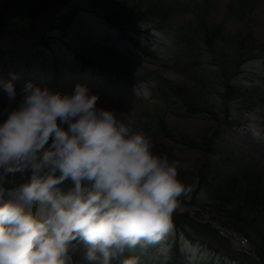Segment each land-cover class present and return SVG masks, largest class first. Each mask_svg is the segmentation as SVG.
I'll use <instances>...</instances> for the list:
<instances>
[{
    "label": "rangeland",
    "instance_id": "rangeland-1",
    "mask_svg": "<svg viewBox=\"0 0 264 264\" xmlns=\"http://www.w3.org/2000/svg\"><path fill=\"white\" fill-rule=\"evenodd\" d=\"M53 1L50 10L38 21L26 22L24 30L5 29L0 35L24 36L63 2L36 40L8 45L0 41V85L14 84L17 97L12 106L28 83L61 94H71L78 84L86 86L89 94L98 95V108L115 112L122 121L131 119L151 137L153 151L169 153L194 175L193 182L184 183L191 191L182 196L185 202L179 204L186 209L178 214H188L205 225L207 218L228 214L250 248L232 236L229 239L189 223L177 228L173 221L172 233L160 244L137 246L112 264L124 259L136 264H203L212 256L215 264H250L248 257L259 260V247L264 248V213L235 217V204L220 198L216 183L201 184L198 175L206 166L211 171L208 179L236 176L241 169L264 175V0ZM238 38L247 39L243 43L257 50L241 65L230 66V75L228 64L225 68L220 63L232 64L234 49L229 42ZM80 56L89 59L85 70L80 68ZM187 64L207 72L206 89L191 88V74L182 68ZM229 77L232 81L226 89ZM171 85L187 87L192 100L209 103L214 112L169 106L166 95ZM0 100L8 104L2 92ZM159 117L169 130L190 137L199 146L157 132ZM79 245L75 253L69 250L66 264H87L85 249Z\"/></svg>",
    "mask_w": 264,
    "mask_h": 264
},
{
    "label": "clouds",
    "instance_id": "clouds-1",
    "mask_svg": "<svg viewBox=\"0 0 264 264\" xmlns=\"http://www.w3.org/2000/svg\"><path fill=\"white\" fill-rule=\"evenodd\" d=\"M0 92L9 105L0 111V181L30 174L15 188L0 182V264H66L74 242L87 264H112L172 233L191 191L178 178L183 165L154 154L131 119L98 108L79 84L61 94L28 83L15 106L11 81Z\"/></svg>",
    "mask_w": 264,
    "mask_h": 264
},
{
    "label": "trees",
    "instance_id": "trees-1",
    "mask_svg": "<svg viewBox=\"0 0 264 264\" xmlns=\"http://www.w3.org/2000/svg\"><path fill=\"white\" fill-rule=\"evenodd\" d=\"M54 4L53 0H2L0 2V34L3 33V31L6 29H9V31H22L26 27L24 24L29 21H36L38 20L42 15H44L46 12L49 11L50 7ZM9 18V20H8ZM71 19L73 18L72 16L70 17ZM204 28H207L206 26ZM5 30V31H6ZM216 34H219L218 31H216ZM243 38H238V39H230L231 41L229 42V45L233 47L234 52L233 58L234 60L232 61V64H230L227 61H223L220 64L225 65V63L228 64V66H234V65H241L243 60L249 59V55L253 53V51L257 50V48L250 47L245 45L243 42L247 41V39ZM225 47V45H224ZM195 48V47H194ZM196 50V48H195ZM224 50V49H223ZM231 57V56H230ZM82 68H86V65H88L89 61L83 59L80 57ZM190 64H187V67H184L183 69L188 70L191 74L190 81H191V88L193 90L200 91L202 89H206L207 84L209 82V77L207 72L204 69L198 70L195 66L189 67ZM227 66V67H228ZM225 67V66H224ZM225 67V68H227ZM232 67L228 69L227 73L232 72ZM233 73V72H232ZM231 75V73H230ZM229 83L227 84L226 89L230 88V84L232 81V78H228ZM170 86V85H169ZM170 88V93L169 95H166L167 99V104L169 106H185L188 107V109L191 111L195 112H203V113H208V112H214L211 108L208 106L209 103L204 102L203 104H198L192 98H190L191 95L186 91L187 87H176L172 86ZM232 91V88H231ZM230 92V91H228ZM227 92V93H228ZM9 107V105L0 100V111H2L4 108ZM3 117H0L2 119ZM156 131L157 132H163L167 137H169L172 140H179L184 144H189L192 146H199L197 142H194L190 137L188 136H183V135H177L175 132L169 130L167 127L166 121L164 118L159 117L158 122L156 124ZM154 154L160 155V156H167L168 159L175 160L169 153H165L161 149H155ZM179 161V160H178ZM181 163V162H180ZM205 170V168H204ZM178 178L180 181L184 183L188 182H193L194 181V175L186 171L183 167L178 169ZM211 171L209 168L206 166V171L202 172V174L198 175L199 181L201 184H205L206 187H210L211 183H216L217 188H219L220 191V198L225 201L227 200L230 203L235 204V217H247L249 214H254V215H260L261 213L264 212V187L262 184V180L264 175H247L248 177L244 179V175H246V170H239L237 171L236 176L232 177H222L221 175L214 176L212 179H208L207 175H209ZM30 174L25 173V174H15V175H9L5 178L2 179V184L3 187L7 189L15 188L18 187L20 184L24 183ZM242 178V179H241ZM247 183L244 187V189L241 188L243 181ZM190 182V183H191ZM238 182V184H237ZM218 189H216L217 191ZM242 191H244V196H242ZM238 194H240L238 196ZM242 196V197H241ZM227 197H231L232 199H229ZM244 201H241L242 199ZM179 202H185L183 197H180ZM240 204V205H239ZM256 218L258 216H255ZM184 219V223H180V219ZM254 218V219H256ZM234 219V218H233ZM235 220V219H234ZM173 221L176 222V227H180V225L189 223L192 227L200 225L204 228H208L211 231H214V229L209 225L205 224H199L195 220L191 219L188 214H178L174 212L173 214ZM236 221V220H235ZM253 221L254 220H250ZM225 224L224 222H222ZM79 243L74 242L73 246L70 247L69 250L72 251V253H75L76 249L79 248ZM260 251L258 252V259H253L251 257H248L250 264H264V248L259 247ZM178 250L175 252V254H178ZM237 260V257H235ZM216 258L214 256L208 258L203 264H215L216 263Z\"/></svg>",
    "mask_w": 264,
    "mask_h": 264
},
{
    "label": "bare ground",
    "instance_id": "bare-ground-1",
    "mask_svg": "<svg viewBox=\"0 0 264 264\" xmlns=\"http://www.w3.org/2000/svg\"><path fill=\"white\" fill-rule=\"evenodd\" d=\"M45 17V16H44ZM52 17V14H48L46 15V17L44 18V20L39 23L34 29L30 30L27 34H25L24 36H15V37H9V38H3V36H0L2 40L1 43L2 44H15L17 42V40H26L27 38L28 39H32L33 41L36 40V38L39 36V34L41 33V31L47 26V23L49 21V19ZM262 175V174H259L257 173L255 170H248L246 171V175ZM248 177V176H247ZM244 178V177H243ZM242 179V178H241ZM180 203V202H179ZM185 206L182 205V204H179V207L178 209L175 211L176 213H178L179 211L178 210H185ZM264 213V212H263ZM262 214V213H261ZM260 214V215H261ZM238 240V239H237ZM244 241H241V243L243 244ZM245 248L249 249V247L246 245Z\"/></svg>",
    "mask_w": 264,
    "mask_h": 264
}]
</instances>
